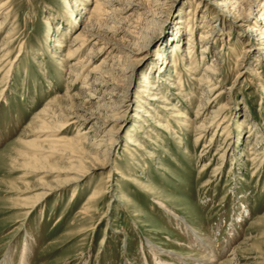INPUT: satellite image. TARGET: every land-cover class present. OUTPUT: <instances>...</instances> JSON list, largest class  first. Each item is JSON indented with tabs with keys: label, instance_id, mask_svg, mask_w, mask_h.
Instances as JSON below:
<instances>
[{
	"label": "rangeland",
	"instance_id": "obj_1",
	"mask_svg": "<svg viewBox=\"0 0 264 264\" xmlns=\"http://www.w3.org/2000/svg\"><path fill=\"white\" fill-rule=\"evenodd\" d=\"M155 1L92 16V0H0V264H264V0ZM93 17L113 50L69 57ZM78 63L96 71L98 91L72 80ZM211 65L212 83H200ZM47 107L95 115L89 133L53 136L67 120L42 127L34 119ZM148 242L178 257L159 258Z\"/></svg>",
	"mask_w": 264,
	"mask_h": 264
},
{
	"label": "bare ground",
	"instance_id": "obj_2",
	"mask_svg": "<svg viewBox=\"0 0 264 264\" xmlns=\"http://www.w3.org/2000/svg\"><path fill=\"white\" fill-rule=\"evenodd\" d=\"M87 1V0H86ZM92 1H94V3H95V7H94V11H93V13H92V16L93 15H95V16H100L101 15V7H103V8H107L108 10H111V9H118V5L122 2V0H92ZM216 2H215V5L216 6H218V7H225L226 6V4L225 3H218L219 1L218 0H215ZM224 1V0H223ZM229 1V0H228ZM155 0H147V3L148 4H150L151 6L153 5H155ZM71 4H72V6H73V8H74V14H76L77 16H80V10H84V8L83 7H81L79 4L77 5V3H75L74 1H72L71 2ZM155 7V6H154ZM255 8H259V6H254ZM262 13H263V9L261 8L260 10H259V12H257V10H256V12H255V15L256 16H262ZM251 14V13H250ZM97 18L96 17H93V18H91V22H90V28L89 29H87V31L85 32L86 34V40H85V38H82L83 37V34H84V32L83 31H81L76 37H74V39H73V41H74V43H75V45H74V47H76L77 45H78V43H79V45L74 49V50H72L71 49V47H72V45H70V47L68 48V53H67V55L70 57V56H72V55H74L75 53H77V52H79V51H81V48L82 47H84V49L85 48H87L88 46H92V48H96V47H98V46H100L99 48H97V50H95L96 52H100V51H104V53L105 52H107V54L108 53H110L112 50H113V48L112 47H110L109 45H102L103 44V40H102V36L101 35H99V33H98V31L96 32L95 30H99L100 28H98V27H94V25L96 24L95 22H97L98 20H96ZM261 20H264V17L263 18H261ZM1 24L2 23H0V27H1ZM263 25H264V22H263ZM2 28V27H1ZM101 30H103V31H108V30H105V29H101ZM264 33V32H263ZM202 38H204V39H206L205 37H202ZM204 44V46H202L201 47V54H202V57H204L203 55L205 54V53H207V46L205 45L206 44V41H205V43H203ZM101 46H103V47H101ZM131 52V51H130ZM7 54H8V52L6 51V49H5V47L3 46V45H0V56H1V59H0V61L1 60H3L4 58H5V56H7ZM219 59V58H218ZM218 59H216L215 61H214V63L218 60ZM79 65L82 67L83 65H84V63H78V64H74V65H71L70 66V68H73L74 70L73 71H70L69 72V74L70 75H72V80L73 79H75V78H77V77H79L80 75H84V79H83V83H82V89H81V91H84V90H89V89H91L92 91H94L93 89H96V87L98 86V87H100V85H102V83L101 84H97V83H93V84H90L89 85V78H91V77H93V75H95V72L96 71H94V70H92V71H90V72H87V74L85 75L84 73H83V70L82 69H80L79 68ZM86 65V64H85ZM217 65H211V66H209V67H207V68H205L204 70H203V72H205L206 74H204V76L203 77H201V78H199V82L200 83H202V82H206V84H208V83H212V81L210 80V77H212V76H215L217 73H216V71H218V69H217ZM84 69V68H83ZM85 70V69H84ZM71 83H72V81H71ZM172 86H170V88H171ZM173 88V87H172ZM91 91V92H92ZM95 91H98V89H96ZM110 95H113L111 92H108V93H106V94H104L103 96H101V97H99L98 99H97V101H99L98 103H102V102H104V100H106ZM73 97H80V95L79 94H75V95H73ZM96 98V96L95 95H93V94H87L84 98H83V100L85 101L86 99L89 101V99L88 98ZM154 99V101L156 102H160V103H163V102H168L166 99H160V98H156V97H154L153 98ZM72 100V97H69V95H67V96H62L61 98H60V100H53L52 102H51V105L52 106H54V105H56V104H58V105H62L63 104V101H65V102H68V101H71ZM49 105V104H48ZM103 104H101V106H102ZM201 107L202 106H200V109H201ZM47 110H43L40 114H38V116L34 119V121L35 122H40L41 123V125H42V127L44 126V128L45 127H47V125L48 124H46V122L48 121V120H50V121H52V122H56L57 121V123H58V120H67V122L66 123H64V124H60V125H57V129H54L53 131H51V132H49V133H51V134H53V136L54 135H56V133L58 132V131H64V130H70V129H77L78 130V134L76 135V138L77 139H79L78 137H82L83 135H86L87 133H89L88 131H86L85 129H86V127L91 123V121H93V118L92 117H95V115H93V114H89V112H87L86 110H84V109H82V108H78V112H74V113H71V114H68V115H63V112H62V110H57V111H55L52 107H51V109H49V107H47L46 108ZM77 109V108H76ZM166 110H170V111H177V109L175 108V107H168ZM86 114V115H85ZM87 114H89V116H87ZM97 114H99V113H97ZM101 115L99 116V118H96V119H98V122H100V123H102V125H108L110 122H108V120L107 121H101ZM176 119H187V117H186V115H184L183 113H178L177 115H175L174 116ZM102 118H103V116H102ZM37 122V123H38ZM61 122V121H60ZM62 123V122H61ZM33 124V123H32ZM59 124V123H58ZM34 125V124H33ZM203 126L204 125H200V126H197L196 127V130H197V136H199L201 133H203V132H205V129H206V127H204L203 128ZM39 127V126H38ZM41 127V128H42ZM56 128V127H55ZM166 130H167V132H168V129L167 128H165ZM35 130V129H34ZM42 132H44V131H42ZM96 136H97V134H95ZM25 136H27V135H25ZM49 136V135H48ZM52 136V135H51ZM74 139V140H72V144H75V143H77L78 142V140L77 139ZM22 140V139H21ZM71 140V139H70ZM105 141H107V140H105L104 138H102L101 140H98V142H99V144L98 145H96L95 146V148L94 149H99V150H102V149H104L105 148ZM56 142H57V144H59V143H62V140L61 139H58V138H56ZM19 143V142H18ZM23 143H25V142H23ZM26 144H28V143H26ZM129 144L130 145H132V146H138L135 142H133V143H130L129 142ZM22 145V144H21ZM147 153H149L148 151H146ZM71 158V157H70ZM71 162H74V161H72L71 160ZM84 175V174H83ZM117 175V177H122V178H125L124 176H123V174H116ZM70 180V182H78L80 179H79V177L77 176V177H71V179H69ZM135 180L133 179V182H134ZM66 182V181H65ZM134 183H136V184H138V182L137 181H135ZM76 184V183H75ZM66 185V184H65ZM64 186V185H63ZM48 196H50V192H41V193H38V194H36L35 196H34V200H36L33 204H32V207L31 208H29L30 210H32L33 208H35L36 206H38V205H40V204H42L43 202H44V200L46 199V198H48ZM121 200V202L122 201H125V198L124 197H120V198H118L117 199V201H120ZM158 204H159V206L160 207H162V208H166L162 203H159L158 202ZM26 207V206H25ZM23 209V208H22ZM165 210V209H164ZM165 212L169 215V216H174V213H171L169 210H165ZM261 220V219H260ZM176 221H178L179 222V219H176ZM181 222V221H180ZM259 222V221H258ZM189 229V228H188ZM188 232H190V231H188ZM195 233V232H194ZM193 232H191V234H192V236L194 237V238H196L195 240L198 242V244H202L203 245V247L204 246H207L206 244H204L203 242H202V240H204V239H202V237H200V236H198V235H196V234H194ZM202 239V240H201ZM204 241H206V240H204ZM148 246H149V249L153 252V254H156V256H158L159 258L160 257H162V256H168V257H172V258H176V257H178V255L177 254H175V253H173V252H170V251H166L165 249H162L161 247H159V246H157V245H155V244H153V243H150V242H148ZM201 246V245H200ZM25 247V249H26V251H27V249H28V247H27V245H25L24 246ZM236 250H238V248H236ZM201 258V257H200ZM199 257H194V256H190V260H192V261H195L196 263H201V261H202V263L203 264H210V260H208L207 259V257H202V259H200ZM180 260H181V258H180ZM228 264H234V263H232V262H228Z\"/></svg>",
	"mask_w": 264,
	"mask_h": 264
}]
</instances>
